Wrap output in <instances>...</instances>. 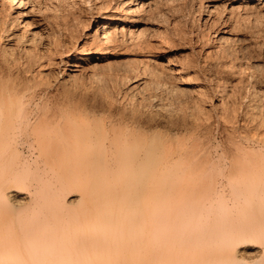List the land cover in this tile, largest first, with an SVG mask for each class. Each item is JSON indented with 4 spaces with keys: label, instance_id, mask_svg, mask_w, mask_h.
Segmentation results:
<instances>
[{
    "label": "bare ground",
    "instance_id": "obj_1",
    "mask_svg": "<svg viewBox=\"0 0 264 264\" xmlns=\"http://www.w3.org/2000/svg\"><path fill=\"white\" fill-rule=\"evenodd\" d=\"M92 1L94 13L90 14L88 20L79 18V14L74 16L76 10L71 8L69 12L74 11L73 14L68 13L70 17L73 15L72 21L71 18H67V13L64 15L65 20L64 17L59 19L63 24H61L62 32L58 34L61 30L58 21L52 22L54 28L50 27L49 20L54 16L51 18L50 15L51 19L45 16L46 8L41 6L39 0H0V264H264V248L257 245L244 244L236 250H230V246L235 241L264 240V146L255 149L249 145L243 146V143L238 141L233 143L231 140L230 143L235 147V151L233 154L230 153L231 161L226 166L217 159L214 161L209 156L208 147L205 149L203 143L207 141L204 142L200 137L201 131L199 132L198 128L203 127L209 131L210 123L207 125L203 117L198 116L200 115L198 109L195 110L197 107L194 111L203 121H199L198 117L195 118L196 114L192 115L194 119L188 118L190 121H181V114L179 116L181 123H178L179 127L174 131V135L165 136L161 134L163 132L159 133L157 127L155 130L158 132L152 129L153 122L150 117L142 120L133 112L130 113V118H115L114 115L97 116L96 107L104 104L108 111L111 109L110 101L104 100L96 106L92 97L94 102L86 103L87 100H83L81 92L79 95L82 100L77 98L79 95L74 96L76 91L74 93L72 91L75 89L70 90L65 87L68 81L81 77L87 71L93 74L95 68L103 65L109 69L114 67V71L120 73L122 77L131 79L134 82L130 87L131 90L138 88L140 92L139 88L146 78L138 77L144 74L143 70L140 71L142 74L138 72L139 68L147 71L149 66L154 65L157 70L158 67L160 70L162 67L155 57L162 56L155 52H163L165 48L162 50L160 40L158 42L155 38L152 39L153 36L145 37L148 34L146 30L149 28H147L149 16L152 18L153 15H147L148 20L147 16L146 18L144 16L150 11L157 13L154 6L158 1L157 3L156 0ZM255 10L264 12V4L259 0H224L222 13H218V19H211L209 14L211 10L208 11L204 22H211L212 27L222 25V29L218 32L215 30L216 32L211 34L212 37L207 35L209 32L206 34L209 36L207 39H211L212 45L205 46L203 58L207 55L211 61L212 55L214 56L215 53L217 55L219 51L223 52L225 48L230 47L228 45L236 42L241 44L242 41L235 32L236 26L240 28L237 23ZM254 13L256 17V12ZM181 35H178V38ZM206 42L208 43L204 44H209L208 40ZM134 45L139 46V49L135 47L132 52L131 47ZM225 52L229 54L224 50L222 55ZM209 53H213L211 57ZM236 58L233 60L235 61ZM206 62L201 65L204 66ZM158 63L160 66L157 65ZM190 63L194 65V62L189 61L186 66L190 67ZM229 64L227 67L226 64L223 65L226 68L222 70L225 78H216L217 73L212 69L211 72L203 75L199 72L200 81L194 77L199 81L200 86L196 91L201 90L200 93L204 97L197 93L200 95L197 96L199 102L193 98L191 105L196 106L193 101L199 103L198 108L205 111L206 118L208 116L206 110L209 109L210 112L221 108L222 110L218 111L220 113L226 108L221 114L226 115L227 121L220 118L221 114L217 112L215 114L220 115L218 118L223 122L230 121L236 124L235 120L239 117L236 116L237 108L233 105L238 104V101L236 99L234 102V99L242 96V88L245 85L243 83L251 78L241 73L245 72L241 71V66H239L241 69L237 68L236 64L240 63ZM53 68L57 74L54 81H58L61 86V89H57L61 91L55 93L49 90L53 82L50 79V75L54 72ZM220 69L218 72L222 74ZM161 71L167 76L172 75V72H175L173 74L183 72L177 67H173L170 71L167 69ZM149 72L151 77L154 76L153 70ZM148 75L146 76L149 77ZM109 76L111 75L106 79L110 80ZM116 77L117 75L114 78ZM119 81L122 82L120 79ZM159 81L158 84H161ZM123 82L121 86L125 83ZM114 85L112 86L115 87ZM118 85L120 84L117 83ZM253 85L252 82L251 86ZM257 90L259 89L253 87L251 91L256 95ZM186 91L188 92V89ZM261 92L264 93V90ZM137 93L134 94L138 95ZM232 97H235L230 103L231 105L234 103L232 107L228 108L226 102L225 108L222 107L223 100ZM242 97L244 98V95ZM237 104L235 105L238 106ZM205 106L208 109H205ZM228 109L229 113H226ZM117 115L119 116L118 112ZM261 121L264 120H259ZM222 124L224 126V123ZM229 124L228 126L234 128L233 124L232 126ZM169 126L167 128H171ZM228 126L221 130L228 129ZM261 134H264V131ZM204 135L206 137V134ZM258 135L257 133L256 137ZM244 137L247 138L246 135ZM252 137L254 138V134ZM261 137H257L259 140L262 139L259 143L264 144V137ZM245 140L251 142L250 138L244 139V142ZM27 148L32 150L30 159L28 156L22 157L23 149ZM219 176L237 183L234 189L235 196L246 206L255 205L251 214L242 210L238 215L242 220L229 219L224 213V207L220 206L224 211L221 212L222 214L219 207H217L219 212L208 208L215 201V193L218 191L215 188V179ZM219 201L216 204H219Z\"/></svg>",
    "mask_w": 264,
    "mask_h": 264
},
{
    "label": "rangeland",
    "instance_id": "obj_2",
    "mask_svg": "<svg viewBox=\"0 0 264 264\" xmlns=\"http://www.w3.org/2000/svg\"><path fill=\"white\" fill-rule=\"evenodd\" d=\"M38 1V0H37ZM40 2V4H41V6L45 9L46 8V10H45V16L48 18L50 15H52V16H50L51 18L54 16V18H50L51 20H49L50 21V27H53L54 28V23H52V22H57V24L58 25H60V29H61V24H63L62 22H60L59 21V19L61 20V18H63L64 17V19L63 20H65V17L66 16H64L66 13V15L68 16L67 18H71L70 19V21H72V16L74 15V16H76L77 14H79V18H83L84 20H88L90 17H91V15L94 13V8H92L93 7V1L92 0H86V1H83L82 2V0L81 1H78V0H39ZM61 1V2H60ZM89 1V2H88ZM157 1H158V3H157ZM171 0H156V2L155 3H157V5H155L154 7H155V10H157V13L155 14V12L156 11H150L148 14L146 13V15L144 16L145 18H146V16L148 15L149 16V14L151 15H153L152 16V18H151V16H149V22L147 21L148 20V16H147V22L149 23V24H147V30H146V32L148 33H146L147 35L145 36L146 38H149V36H153V38L152 37H150V38H152V39H156V41L158 40V42H159V40H160V42L159 43H161V47H163V48H161L162 50H163V52H155V54H160L162 57H157V56H155L156 58H158V62L161 64V70H166L167 69V71H170L173 67H177L179 70H182L183 72H179L178 74H173V73H175V72H172V75H175V76H172V75H169V76H167L164 72H162L161 70H160V67H158V70H157V68H156V66H149V68L148 69H146L147 71H145L144 69H142L141 67L139 68V71L138 72H142V70H143V72L142 73H144V74H146V75H148L147 73L149 72V70H153L154 71V76H152L151 77V72H149V77H147L146 75H144V74H142L141 72H140V74H142V76H140L139 75V73H138V77H144L145 76V82H148V83H146L145 84V82H144V84L142 85V86H140V88H139V91L140 92H138V88H132V90H131V85H133V83L134 82H132L131 81V79L129 80V78H124V76L122 77L121 75H120V73H117V72H115L114 71V67L112 68L111 67V69H109L108 67H104L103 65L101 66V68H99V67H97V68H95V72H93V74L91 73V72H89V71H87V72H85V74L83 73L82 75H81V77H77V78H74V80L72 79L71 81H68L69 82V84L70 85H68V82L67 83H65V87L67 88V89H70V90H74V91H72L75 95V97H76V94L77 95H79L80 94V92H81V94H82V98H83V100H87L86 101V103H90V102H94V100H93V98L95 99V105L97 106V105H99L102 101H104L105 100V102H109L110 101V103H111V109L110 110H106V105L104 106V104H100V105H102V106H104V107H102V106H97L96 107V109L98 110V111H96L95 112V114L98 116H103V117H105V116H107L108 117V115H114L115 116V118L117 117H121V118H130L131 117V114L130 113H135L136 115H137V117L138 118H141L142 120H144L145 118H151L152 119V122H153V127H152V129L154 130V131H157V130H155L156 129V127L158 128V130L160 131L159 133H161V132H163V133H161V134H165V136L166 135H169V136H172V135H174V131H176V129L179 127V124L181 123L180 122V117L182 118L181 119V121H183V120H187V121H190V119L192 120V115H195L197 112L200 114V115H198L199 117L200 116H202L203 117V119H204V122H206V124L208 123H210V126L213 128L212 130H211V127L208 125V127H209V131H207L206 129H204L203 127H199L198 129H199V132L201 133L200 134V137L202 138V139H204V142L205 141H207V142H205V143H203V141H202V139H201V142L204 144V146H206V148L205 149H207V147H208V149H207V151H209V156L215 161L216 159L217 160H219L220 161V163L222 162V164L223 165H226V166H228L229 165V163H230V161H231V156H232V154H233V151H235V147L233 146V144L232 143H230L231 142V140H233V143H234V141H238V142H240V143H243L242 145L243 146H247V145H249V146H251V147H254L255 149L256 148H258L259 146H264V144H262V143H259V142H261L262 141V139L261 140H259V138H257L258 136L259 137H261V135H262V137H264V134H261L262 133V131H264V121H261V122H259V120H264V119H262V118H264V102H262V101H264V95H262V94H264V93H262L261 91L262 90H264V83H262V82H264V79H262V78H264V14H262V13H264V12H257L256 10L255 11H253L252 12V14H253V16H252V14L251 15H246L244 18H242V19H240V21H238V25H240V28H238V26H236L237 28L236 29H238V30H240L239 32L235 29V32H236V36L239 38V39H241V41H242V43L240 44V43H234V44H232V45H228V47L229 48H225L224 50L226 51H228L229 52V54L228 53H224V55H222V53L224 52V50H223V52L222 51H219L218 52V54H220L219 55V57H218V54L216 55V53L214 54V56L212 55L213 53H209L208 55H209V57H211V55H212V57H211V61H209V59H208V56L206 55L204 58H203V56L205 55V52L203 51V49L205 48V46L207 45V46H210V45H212V41H211V39L209 40V39H207V37H209V36H211V34H213V32H218L220 29H222V25H215V27L213 28L212 27V24H211V22H209V21H205L204 22V19H205V17H207V14L209 13L208 11H210L211 10V13H209L210 15H211V19H218L217 17H218V13L219 14H221L222 13V8H223V4H224V0H172L171 2H170ZM200 1V2H199ZM260 1V3L261 4H264V0H259ZM77 2V3H76ZM80 2V3H79ZM82 2V3H81ZM91 2H92V4H91ZM164 2V3H163ZM200 3H201V5H200ZM76 4V5H75ZM80 4V5H79ZM84 4H86L85 6L87 7H85L84 6ZM164 4V5H163ZM76 7H78V8H76ZM198 5H200L201 6V8H200V6H198ZM208 5V6H207ZM54 6V7H53ZM67 8H66V7ZM89 6V7H88ZM49 7V8H48ZM69 7V8H68ZM82 9H84V10H81V8ZM158 7V8H157ZM217 7V8H216ZM54 8H56V9H54ZM62 8V9H61ZM65 8L67 9V10H65ZM71 8H73L74 10H76L75 11V13L73 14V12L71 11V12H69V10H71ZM76 8V9H75ZM157 8V9H156ZM171 8V9H170ZM210 8V9H209ZM212 8H213V10H212ZM59 9V10H58ZM72 9V10H73ZM78 9V10H77ZM93 9V10H92ZM177 9V10H176ZM214 9H217V10H214ZM53 12H52V11ZM79 10H81V11H83V12H81V11H79ZM152 10H154V8L152 9ZM167 10V11H166ZM174 10V11H173ZM48 11V12H47ZM65 11H67V12H65ZM79 11V12H78ZM92 11V12H91ZM172 11V12H171ZM193 11V12H192ZM64 12V13H63ZM70 14H73V15H71V17L69 16V13ZM197 12V13H196ZM254 12H256V17L254 16ZM82 13H83V15L84 16H82ZM162 13V14H161ZM91 14V15H90ZM158 14V15H157ZM60 15V16H59ZM81 15V16H80ZM171 15V16H170ZM89 16V17H88ZM214 16V17H213ZM220 16V15H219ZM249 16V17H248ZM55 17H56V19H55ZM169 20H168V19ZM151 20V21H150ZM165 20H166V22H165ZM242 20V21H241ZM160 21V22H159ZM178 21V22H177ZM64 22V21H63ZM155 22V23H154ZM242 22V23H241ZM240 23V24H239ZM166 24V25H165ZM203 24V25H202ZM230 24V23H229ZM228 24V25H229ZM180 25V26H179ZM211 25V26H210ZM225 25H227L226 23H225ZM56 26V25H55ZM220 27V28H218V27ZM205 27V28H204ZM164 28V29H163ZM218 28V29H217ZM154 29V30H153ZM157 29V30H156ZM211 29V30H210ZM175 30V31H174ZM182 30V31H181ZM203 30V31H202ZM216 30V31H215ZM153 31V32H152ZM166 31V32H165ZM183 31H185L186 32V34H185V32H183ZM249 31V32H248ZM62 32V29L61 30H59V33L58 34H60ZM182 32V33H181ZM209 32V33H208ZM168 33H169V35H168ZM178 33V34H177ZM208 33V34H207ZM156 36H154V35ZM161 34V35H160ZM177 34V35H176ZM182 34V35H181ZM201 34H203V35H201ZM206 34L207 35H209V36H206ZM165 36V40H164V36ZM178 35H181V36H179V38H178ZM197 35V36H196ZM161 36V37H160ZM174 36V37H173ZM205 38H204V37ZM170 37V38H169ZM201 37V38H200ZM203 37V38H202ZM212 37V36H211ZM182 38H184V39H182ZM154 39V40H155ZM161 39L162 40H164V41H161ZM208 40L209 41V44H204V43H208V42H206V40ZM249 39V40H248ZM255 39V40H254ZM166 40H168V41H166ZM171 40H172V42L174 43H172L171 42ZM174 40V41H173ZM179 40V41H178ZM187 40V41H186ZM202 40V41H201ZM204 40V41H203ZM251 40V41H250ZM178 41V42H177ZM168 42V43H167ZM171 42V43H170ZM252 42V43H251ZM163 43H166V44H163ZM185 43V44H184ZM174 46H173V45ZM204 44V45H203ZM165 45V46H164ZM238 47H237V46ZM241 47H240V46ZM243 45V46H242ZM192 46H193V48H192ZM231 46H232V48H231ZM236 46V47H235ZM136 46L134 45V46H132L131 47V49H132V52H133V50H135L137 47V49H139V46H137L136 48H135ZM170 47V48H169ZM173 47V48H172ZM201 47H203V48H201ZM227 47V46H226ZM235 47V48H234ZM243 49V50H238V49ZM135 48V49H134ZM246 48H247V50H246ZM251 50H250V49ZM190 49V50H189ZM196 49H197V51H196ZM230 49V50H229ZM237 49V50H236ZM140 50H141V46H140ZM198 50H200V51H198ZM233 52H232V51ZM137 51V50H136ZM151 51V50H150ZM166 51V52H165ZM199 52V53H198ZM221 52V53H220ZM148 53H151V52H148ZM187 53V54H186ZM235 53H236V55H235ZM237 53H239V54H237ZM157 54V55H158ZM192 54V55H191ZM229 56H228V55ZM232 54V55H231ZM164 56H166V57H164ZM191 56L194 58H191ZM222 58H221V57ZM164 57V58H163ZM171 57V58H170ZM190 57V58H189ZM206 57H207V59H206ZM217 57V58H216ZM224 57H226L227 58V60H226V58L225 59H223ZM229 57H231L230 59H229ZM241 58V59H237V58ZM243 57V58H242ZM177 58V59H176ZM233 58H236L235 59V61H237L238 63H240V64H236L237 62H235L234 60H233ZM190 59H192V60H190ZM200 59H201V61H200ZM216 59V60H215ZM221 60V61H218V60ZM170 60V61H169ZM225 60V61H224ZM230 60H232V61H230ZM240 60V61H239ZM242 60V61H241ZM189 61L190 62H194V65H192L193 63H190V67H187L186 65H188L189 64ZM207 61V62H206ZM224 61V62H223ZM230 61V62H229ZM235 63H234V62ZM168 62V63H167ZM196 62V63H195ZM197 62H199V63H197ZM204 62H206L205 63V65L203 66V65H201L202 63L204 64ZM215 62H216V64H215ZM227 62H228V64L229 63H233V65L234 64H236L237 65V68L239 69L240 67L239 66H241V71L243 70V71H245V72H241V73H244V75L245 74H247L246 76H248L249 78H251V80H249V81H245V83H243V84H245L244 85V87L242 88V96L244 95V98L241 96H237V98H233L232 97V99L230 98V99H228V100H223V104H222V107H224V106H226L227 105V103H228V105H227V107L228 108H230L229 106H231L232 107V105L234 104H230V103H232L234 100V102H236V99H237V101H238V104L237 103H235V104H237L238 106H236L235 104V106L233 105V107H235V108H237V111H236V116L237 117H239V118H237V120H235V123L236 124H233L232 122H223V121H227V119L225 118V116L226 115H224V114H221V112L219 113L218 111H219V109L220 110H222L221 108H218V109H213V110H210V112H208V108L205 106L204 108L205 109H208V110H206L207 112L206 113H208L207 115V118L210 116L209 115V113H211V111H213L212 113H211V116H210V118H208V119H210L209 121H208V119L204 116V115H206L205 114V111L202 109V108H198L200 105H199V103H195V101H193L194 102V104H196V106L194 107V106H192L191 105V103H192V99L193 98H195L196 99V101L197 102H199V99H198V97L197 96H200L201 95V93H200V91H196V89H198V88H200V86H199V84H198V82L200 81V76H201V74L203 75V74H206V73H209V72H211L212 70L214 71V73H219L218 75L216 74V78H225L224 77V70L226 69V68H224L225 66L227 67ZM157 64V65H159L160 66V64ZM188 63V64H187ZM165 64V65H164ZM168 64V65H167ZM208 64V65H207ZM216 66H215V65ZM226 64V65H225ZM173 65V66H172ZM175 65V66H174ZM196 65V66H195ZM198 65V66H197ZM201 65V66H200ZM223 65H225V66H223ZM230 65V64H229ZM228 65V66H229ZM235 65V66H236ZM244 65H246V66H244ZM181 66V67H180ZM192 66H194V67H192ZM212 66V67H211ZM223 66V67H222ZM244 66V67H243ZM139 67V66H138ZM187 69H186V68ZM195 67H197L196 69H195ZM222 67V68H221ZM246 67V68H245ZM251 67V68H250ZM107 68V69H106ZM152 68V69H151ZM156 68V69H155ZM163 68V69H162ZM180 68H185L184 70H185V72H184V70L183 69H180ZM192 68V69H191ZM194 68V69H193ZM205 68V69H204ZM215 68V69H214ZM221 68V69H220ZM237 68H236V70H237ZM113 69V70H112ZM170 69V70H169ZM189 69V70H188ZM210 69H212L211 71H210ZM218 69H220V71L222 72V74L220 73V72H218L219 70ZM245 69V70H244ZM248 69V70H247ZM106 70H108V71H106ZM160 70V71H159ZM187 70V71H186ZM195 71V72H193L192 73V71ZM198 70V71H197ZM223 70V71H222ZM235 70V69H234ZM53 71H54V68H53ZM106 71V72H105ZM104 72V73H103ZM107 72H109V73H107ZM156 72H158V73H156ZM191 72V74H193L194 76H192L191 74L189 75V73ZM201 74H200V73ZM98 73V74H97ZM104 75H103V74ZM111 73V74H110ZM115 74V76L117 75V77L116 78H114L115 76H114V74ZM185 75H184V74ZM197 75H196V74ZM55 74V75H54ZM152 74V75H153ZM160 75V76H162V77H160V76H158V75ZM162 74V75H161ZM164 74V75H163ZM199 74H200V76H199ZM91 75V76H90ZM99 75V76H98ZM107 75V76H106ZM108 75H111V76H109V79L110 80H108V79H106V78H108ZM118 75L120 76L119 78H118ZM156 75H157V79H159V80H157L155 77H156ZM181 75V76H180ZM196 75V76H195ZM221 75H223V76H221ZM51 76H53V77H55V78H53V77H51ZM82 76H84V77H82ZM178 78H177V77ZM190 76V77H189ZM219 76V77H218ZM253 76V77H252ZM258 76V77H257ZM262 76V77H261ZM56 77H57V74H56V71H54L53 72V74L52 75H50V79L51 80H53V82L52 83H55V84H52L51 83V87H50V91L51 92H56V91H58L57 89H61V86H59V82L58 81H54V79H56ZM96 77V78H95ZM100 77V78H99ZM167 77V78H166ZM169 77V78H168ZM182 77V78H181ZM184 77H185V79H184ZM194 77H197L198 78V80H196V78H194ZM103 78V79H102ZM155 78V79H154ZM166 78V79H165ZM172 78H173V80H172ZM191 78V79H190ZM258 78V79H257ZM77 79H80L79 81L77 80ZM119 79L120 80H122V82L124 81V80H126L127 79V81H124L123 83L124 84H122L123 86H125V88L123 87V86H121V81H119ZM124 79V80H123ZM147 79H149V81L147 80ZM152 79H154L153 81H155L154 83H153V81H152ZM162 79V80H161ZM165 79V80H164ZM168 79L169 80H171L170 82L168 81ZM175 79H177V80H175ZM183 79V80H182ZM192 79H195V80H192ZM237 79V78H236ZM99 80V81H98ZM103 80V81H102ZM113 82H112V81ZM129 80V81H128ZM174 80H175V82H174ZM185 80V81H184ZM238 80V79H237ZM258 80H260V81H258ZM93 81V82H92ZM110 81V82H109ZM118 81V82H117ZM158 81H159V83H161V84H158ZM161 81H163V82H161ZM183 83H182V82ZM189 81V82H188ZM79 82V83H78ZM98 82V83H97ZM121 82V83H120ZM128 82V84H126ZM167 84H166V83ZM186 82V83H185ZM251 82V83H250ZM252 82L254 83V85L253 86H251L252 85ZM255 82H256V84H255ZM75 83V84H74ZM112 83H116L115 85L114 84H112ZM117 83L118 84H120V85H118L117 86ZM158 85H157V84ZM173 85H171V84ZM177 85H176V84ZM248 83H249V85H248ZM72 84V85H71ZM83 84H84V88H83ZM114 85L115 87H113L112 85ZM166 84V85H165ZM169 84V85H168ZM54 86V89H53V86ZM88 85V86H87ZM162 85H164L165 87H161ZM58 86V87H57ZM72 86V87H71ZM75 86V87H74ZM198 86V87H197ZM246 86V87H245ZM249 86V87H248ZM56 87V88H55ZM70 87V88H69ZM96 87H98V88H96ZM121 88V89H119V88ZM123 87V88H122ZM146 87V88H145ZM149 87V88H148ZM154 87V88H153ZM173 87V88H172ZM177 87V88H176ZM253 87H256V89H259V90H261V91H259V90H257L258 91V93L255 95L252 91H253ZM72 88V89H71ZM78 88H79V90H78ZM114 88V89H113ZM127 88H129V90H127ZM166 88V89H165ZM167 88H169V89H167ZM181 90L180 92H179V89ZM186 88V89H185ZM92 89H93V91H92ZM119 89V90H118ZM127 91H126V90ZM145 91H144V90ZM188 89V92L186 91ZM244 89H247V90H244ZM250 89V90H249ZM55 90V91H54ZM86 90V91H85ZM95 90V91H94ZM134 90V91H133ZM135 90H137V91H135ZM141 90H143V92L141 91ZM167 90V91H166ZM176 90V91H175ZM193 90H194V92H193ZM243 90H244V92H243ZM252 90V91H251ZM61 90H59L58 92H60ZM92 91V92H91ZM118 91V92H117ZM121 91H123V93L121 92ZM124 91H126L125 92V94H124ZM128 91H130V92H128ZM150 91V92H149ZM153 91V92H152ZM183 91H184V93H183ZM190 91H192V93L190 92ZM78 92V93H77ZM83 92V93H82ZM94 92V93H93ZM114 92V93H113ZM138 92V93H137ZM152 92V93H151ZM161 92V93H160ZM183 93L182 95L180 94V93ZM190 92V93H189ZM248 94H247V93ZM251 92H252V94H251ZM259 92H261V93H259ZM84 93H86V94H84ZM93 93V94H92ZM99 93V94H98ZM120 93V94H119ZM132 93H133V95H132ZM137 93L138 95H135V94ZM141 95H140V94ZM185 93H187V94H185ZM197 93H200V95L199 94H197ZM210 93V92H209ZM244 93V94H243ZM96 94V95H95ZM127 94H129V95H127ZM159 94H160V96H159ZM170 94V95H169ZM190 95L191 94V96H187V95ZM194 94V95H193ZM196 94V95H195ZM246 94V95H245ZM84 95L86 96V97H84ZM99 95V96H98ZM124 95V96H123ZM155 95H157V96H155ZM179 95H181V96H179ZM252 95V96H251ZM257 95H258V97H257ZM81 95H79V97L77 96V98L78 99H81L82 100V98L80 97ZM104 96V97H103ZM130 97V98H127V97ZM139 96H141V97H139ZM144 96V97H143ZM156 98H155V97ZM201 96H203V95H201ZM93 97V98H92ZM99 97V98H98ZM151 97V98H150ZM163 97V98H162ZM185 97H188V98H185ZM190 97V98H189ZM204 97V96H203ZM247 97V98H246ZM87 98V99H86ZM121 98H123V99H121ZM159 98V99H158ZM171 98V99H170ZM239 98V99H238ZM241 98H243V99H241ZM256 98V99H255ZM88 99H92L91 101L90 100H88ZM98 99V100H97ZM126 99V100H125ZM133 99H134V101H133ZM161 99V100H160ZM185 99V100H184ZM194 99V100H195ZM234 99V100H233ZM247 99H251L250 101L249 100H247ZM157 100V101H156ZM158 100H160V102H163V104L162 103H160ZM173 100V101H172ZM180 100V101H179ZM184 102H183V101ZM190 100V101H189ZM229 100H232L231 102H229ZM239 100H240V102H239ZM242 100H244V101H242ZM257 100H258V102H257ZM89 101V102H88ZM99 101V102H98ZM167 101V102H166ZM228 101V102H227ZM113 102V103H112ZM129 102V103H128ZM190 102V103H189ZM225 102H226V105H225ZM247 102V103H246ZM248 102H250V103H248ZM256 102V103H255ZM259 102H261V103H259ZM99 103V104H98ZM123 105H122V104ZM152 103V104H151ZM155 103V104H154ZM159 103V104H158ZM172 103V104H171ZM177 103H178V105H177ZM183 103V104H182ZM185 103H187V104H185ZM240 103V104H239ZM243 103H244V105H243ZM115 104V105H114ZM182 104V105H181ZM185 104V105H184ZM189 104V105H188ZM193 104V103H192ZM198 104V105H197ZM230 104V105H229ZM248 104V105H247ZM250 104H252V105H250ZM119 105V106H118ZM168 105V106H167ZM180 105V106H179ZM184 105V106H183ZM188 105V106H187ZM191 105V106H190ZM254 105V106H253ZM258 105V106H257ZM115 106V107H114ZM130 106V107H129ZM156 106H158L159 108L157 109L156 108ZM184 108H183V107ZM190 106V107H189ZM244 106V107H243ZM245 106H248V107H245ZM255 106H257V107H255ZM99 107H102V108H99ZM166 107V108H165ZM197 107V108H196ZM239 107V108H238ZM254 107V108H253ZM114 108H115V110H114ZM122 108V109H121ZM184 110H183V109ZM188 108V109H187ZM191 109V111H190V109ZM196 108V109H195ZM225 108V107H224ZM251 108H253V109H251ZM259 110H258V109ZM101 109V110H100ZM103 109V110H102ZM124 109V110H123ZM156 111H155V110ZM194 109L195 110H197V112L196 111H194ZM199 109H201V110H199ZM226 109V108H225ZM225 109H223V112L225 111ZM240 109H241V111H240ZM261 109H262V111H261ZM102 111V112H100V111ZM178 110V111H177ZM179 110H181V111H179ZM204 112H203V111ZM244 110H245V112H244ZM246 110H248V112L246 111ZM253 110H254V112H256V113H254L253 112ZM152 111V112H151ZM176 111H177V113H176ZM182 111H184V112H186V114H188L189 113V111H190V113L188 114L190 117H188V115H184V112H182ZM202 111V113H200ZM215 111V112H214ZM252 111V112H251ZM110 112V113H109ZM117 112L119 113V116L117 115ZM182 112V113H181ZM193 112H194V114H193ZM196 112V113H195ZM219 113V114H221V117H220V115H218L220 118H224L223 119V121H221L222 119H220V118H218V116L216 115L217 113ZM222 112V113H223ZM99 113V114H98ZM105 113V114H104ZM108 113V114H107ZM114 113V114H113ZM123 113V114H122ZM176 113V114H175ZM204 113V114H203ZM216 113V114H215ZM226 113H229V109H228V112H226ZM243 113V114H242ZM249 113H250V115L251 116H254V114H256L253 118L250 116L249 117ZM253 115H252V114ZM101 114V115H100ZM120 114H121V116H120ZM175 114V115H174ZM182 114V115H181ZM201 114H203V115H201ZM213 114H215L214 116H213ZM238 114V115H237ZM239 114H241V115H239ZM245 114V115H244ZM246 114H248V116H246ZM262 114V115H261ZM117 115V116H116ZM124 115H127L126 117L124 116ZM142 115V116H141ZM169 117H168V116ZM181 115V116H180ZM184 115V117H182ZM243 115V117H241ZM259 115H261V116H259ZM180 116V117H179ZM197 116V114L194 116L195 118H197L198 117ZM217 116V117H216ZM222 116H224V117H222ZM194 117H193V119H194ZM197 118L199 121H203V119H201V118ZM205 117V118H204ZM248 117V118H247ZM165 118V119H164ZM169 118V119H168ZM172 118V119H171ZM188 118H190V119H188ZM212 118V119H211ZM213 118H215V119H213ZM240 118H241V120H240ZM252 118V119H251ZM157 119V120H156ZM166 121V122H163L164 120ZM169 121H168V120ZM174 119H176L175 120V122H177L176 124H175V122H172V120L174 121ZM178 119V120H177ZM205 119H207L206 121H205ZM220 121H219V120ZM243 119H244V121H243ZM246 119H247V121H246ZM250 119V120H249ZM212 120V121H211ZM157 121V122H156ZM219 123H218V122ZM237 121V122H236ZM245 122V123H243V122ZM250 121V122H249ZM252 121H254V122H252ZM156 122V123H155ZM162 122V123H161ZM170 122H172V123H170ZM214 122V123H213ZM217 122V123H216ZM240 122H242L241 124H240ZM249 122V125H247V123ZM163 123H164V125H166L165 123H170V124H167L165 127H164V125H163ZM179 123V124H178ZM213 123V124H212ZM220 123H221V125H220ZM222 123H224V126H222L223 124ZM229 123H232L233 125H234V128H232L233 126H232V124H229V125H231L232 127H230V126H228V124ZM238 123V124H237ZM251 123H253V124H255L254 126H253V124H251ZM160 125V126H157V125ZM178 124V125H177ZM218 124V126H216V125ZM243 124V125H242ZM251 124V125H250ZM258 125V127L259 128H257L256 129V126ZM163 125V126H162ZM170 125V126H169ZM176 125V126H175ZM226 125V126H225ZM240 125V126H239ZM242 125V126H241ZM247 125V126H246ZM171 127V128H167V127ZM228 126V129L227 128H225V129H223V130H221L223 127H227ZM238 126V127H237ZM245 128H244V127ZM252 126V128H250ZM262 126V127H261ZM162 127V128H161ZM172 127H173V129H174V127H175V129L173 130L172 129ZM216 127V128H215ZM240 127H243L242 129L240 128ZM255 129H254V128ZM160 128V129H159ZM163 128H167V130L166 129H164L163 130ZM236 128V129H235ZM239 128L241 129V130H239ZM162 129V130H161ZM203 129H204V131H203ZM232 129V130H231ZM233 129H235V130H233ZM246 129V130H245ZM252 129H254V130H252ZM262 130V131H259V130ZM206 130V131H205ZM214 130V131H213ZM218 130H220V131H218ZM231 130V131H230ZM237 130V131H236ZM212 131H213V133H212ZM230 131V132H229ZM255 131H257V132H255ZM158 132V131H157ZM164 132H166V133H164ZM171 132V133H170ZM203 132V133H202ZM221 132V133H220ZM236 132H237V134H236ZM259 132H261V133H259ZM168 133V134H167ZM170 133V134H169ZM227 133H229L228 134V136H227ZM231 133H234V134H232L231 135ZM241 133V134H240ZM245 133V134H244ZM257 133L259 134L257 137H256V135H257ZM204 134H206V137H205V135ZM208 134V135H207ZM253 134H254V138L252 137L253 136ZM216 135V136H215ZM218 135V136H217ZM231 137H230V136ZM234 135H236V136H234ZM237 135H239V136H237ZM247 136V138H245L244 136ZM250 135V136H249ZM212 136V137H211ZM226 136V137H225ZM214 137V138H213ZM220 137V138H219ZM222 137V138H221ZM239 139H238V138ZM261 137V138H262ZM228 138H230V139H228ZM233 138V139H232ZM237 138V139H236ZM251 139V142H250V140H245V142H244V139ZM210 139V140H209ZM235 139V140H234ZM253 139V140H252ZM256 139H258V140H256ZM222 140V141H221ZM225 140V141H224ZM256 141H258V142H256ZM209 142V143H208ZM227 142V143H226ZM254 142V143H253ZM256 142V143H255ZM226 144L228 145V144H231L232 146H230V145H228V146H226ZM255 144V145H254ZM211 145V146H210ZM217 148V150H216V148L214 147V146ZM254 145V146H253ZM222 147V148H221ZM215 148V149H214ZM28 149V148H27ZM23 149V158H27V156H28V158L30 159V158H32V150L31 149ZM221 149V150H220ZM214 150H216V151H214ZM232 151V152H231ZM212 152V153H211ZM24 153H25V155H24ZM214 153V155H212ZM228 153V154H227ZM230 153H232V154H230ZM31 154V155H30ZM219 154V155H218ZM221 154V155H220ZM222 154H224V155H222ZM217 156V157H216ZM221 156H222V158H221ZM216 157V158H215ZM225 157V158H224ZM220 158V159H219ZM229 161V162H228ZM223 178V179H222ZM220 180V181H219ZM215 188H216V190L218 189V191L216 192L217 193V195H216V193H215V198H214V202H212L211 203V206H209L208 208H211V210H215V211H217L218 210V212H219V209L221 208L220 206H222V208L224 209V211H223V209L221 208L220 210H222V211H220V213L221 212H224V213H226V215L228 216H226L225 214V217H227V218H241L240 220H242V217L241 216H238L239 214H240V212L243 210V211H245V212H247V213H249V214H251L252 212H253V209H254V207H255V205H252V206H246L244 203H243V201L242 200H240V199H238L236 196H235V187L237 186V185H235V184H237V183H233V182H231V181H229L228 179H226L225 177H222V176H219V177H217L216 179H215ZM220 182V183H219ZM217 184L219 185V186H217ZM221 187V188H220ZM221 190V191H220ZM27 191V190H26ZM218 192H219V194H218ZM228 194V195H227ZM232 195V196H231ZM217 197H218V199H217ZM225 197V198H224ZM227 197V198H226ZM223 198V199H222ZM236 198V199H235ZM228 199V200H227ZM218 200H220L219 201V206H217V204H216V202H218ZM222 200V201H221ZM224 201V202H223ZM235 201V202H234ZM239 201V202H238ZM220 202L221 203H223V204H220ZM241 203V204H240ZM214 204H215V207H214ZM228 204V205H227ZM230 204V205H229ZM235 204V205H234ZM239 206V207H237V206ZM230 206V207H229ZM232 206H234V207H232ZM214 207V208H213ZM217 207H219V209L217 208ZM217 208V209H216ZM226 209V210H225ZM235 209V210H234ZM228 210V211H227ZM233 210V211H232ZM231 211V212H230ZM219 213V214H220ZM230 213V214H229ZM222 214V213H221ZM220 214V215H221ZM232 214V215H231ZM234 215H235V217H234ZM222 216V215H221ZM231 216V217H230ZM238 219V220H239ZM243 244H242V243ZM240 243V244H239ZM248 245V244H253V245H257L258 247H260V248H264V240H262V239H259V240H250V239H246V240H239V241H235L231 246H230V250L232 251V250H236L238 247H240V246H243V245Z\"/></svg>",
    "mask_w": 264,
    "mask_h": 264
}]
</instances>
